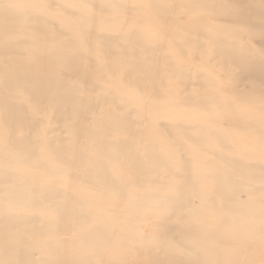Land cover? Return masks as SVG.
<instances>
[{
  "label": "rangeland",
  "instance_id": "374dc122",
  "mask_svg": "<svg viewBox=\"0 0 264 264\" xmlns=\"http://www.w3.org/2000/svg\"><path fill=\"white\" fill-rule=\"evenodd\" d=\"M249 22L264 0H0V228L21 242L0 264H264Z\"/></svg>",
  "mask_w": 264,
  "mask_h": 264
},
{
  "label": "bare ground",
  "instance_id": "6f19581e",
  "mask_svg": "<svg viewBox=\"0 0 264 264\" xmlns=\"http://www.w3.org/2000/svg\"><path fill=\"white\" fill-rule=\"evenodd\" d=\"M242 28H246V29L247 28H250L251 29V31H250L251 33L256 34L257 36H259L264 41V27L259 28L256 25H254V24H252V23L249 22V24L243 23V27ZM247 31H248V29H247ZM4 52H5V50H4ZM5 53H7V52H5ZM230 53L233 56H237V54L238 55L240 54V52L239 51H236V50H232ZM61 56L64 58L65 61L62 62L60 60L59 62H60V64L62 66H64V68L65 67L68 68L74 74L80 72V70H79V62L73 61L72 58H70V57L75 56L74 53L69 54V55H61ZM237 61L239 62V66L242 67V68H245V67H251V68H253L255 66V63L252 62L251 60H248L246 57H244V54L242 56H240ZM140 69H141V64H133V65H131V66L128 67V69L126 70V74L128 76H131L132 74L133 75H138ZM55 87L56 88H54L53 86H48L46 88H51L52 90L56 91L58 95H62L63 94V89H62L63 86H55ZM67 97L68 96L63 97L64 100H66ZM67 114H68V112H67ZM20 122H25V121H11V120L6 121V120H4L1 123L2 124H5V126L8 127L9 130H11L12 132H14V131H18V127H22V123H20ZM110 123H113L112 120H110ZM110 123H109V125H110ZM98 145L101 146L102 144L101 143H98ZM28 148L29 147H27V149ZM19 149L21 150V148H19ZM122 149H124V146L123 145H121L119 147V150H122ZM10 151L12 152V154H15L13 152H16L17 150L14 148V146H11L10 147ZM12 154H11V158H12ZM104 155H107V153L105 151H104L103 154H101V157L104 156ZM8 156H10V155H4V154H2L0 156V158L2 160L7 159V161H5V162H12L11 164H14L15 163V160H13V158H12V161H10L9 158H8ZM220 167H222V169L225 168L224 165L223 166H220ZM237 176H239V174H237ZM231 178H232V176L230 175V173L227 170H224V172L221 173V175L219 176V179H218V181H219L218 182L219 183V188H221L223 186H224V188H229L230 185H234L232 183ZM1 193L2 192H0V194ZM176 201H180V198H176ZM13 218L10 217V216L7 217V222L9 224H7V222H6L7 226L4 227L2 225V227L0 228V252L6 253L8 255H10V254L11 255H18L17 253L20 251V246H21V242L20 241H18L17 243L11 242V234H10V231L12 230V226H13L14 222L12 224L10 220L13 219ZM103 236H104L103 234L100 235V238H103ZM96 237L99 238L98 235ZM87 242H90V241L88 239L84 240V242H83V244H82L81 247L86 248L88 246H91V245L86 244ZM171 264H179V263H177V261H173V263H171ZM221 264H225L224 262H222V259H221Z\"/></svg>",
  "mask_w": 264,
  "mask_h": 264
}]
</instances>
